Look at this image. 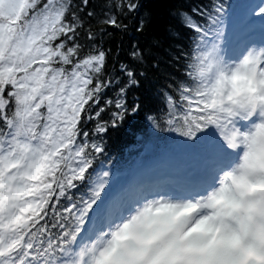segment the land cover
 Instances as JSON below:
<instances>
[{"label": "snow or ice", "instance_id": "snow-or-ice-1", "mask_svg": "<svg viewBox=\"0 0 264 264\" xmlns=\"http://www.w3.org/2000/svg\"><path fill=\"white\" fill-rule=\"evenodd\" d=\"M253 127L264 0H0V264H89L132 203L195 195Z\"/></svg>", "mask_w": 264, "mask_h": 264}, {"label": "clouds", "instance_id": "clouds-1", "mask_svg": "<svg viewBox=\"0 0 264 264\" xmlns=\"http://www.w3.org/2000/svg\"><path fill=\"white\" fill-rule=\"evenodd\" d=\"M246 135L195 195L132 203L95 239L89 264H264V128Z\"/></svg>", "mask_w": 264, "mask_h": 264}, {"label": "trees", "instance_id": "trees-1", "mask_svg": "<svg viewBox=\"0 0 264 264\" xmlns=\"http://www.w3.org/2000/svg\"><path fill=\"white\" fill-rule=\"evenodd\" d=\"M90 4L97 11L100 8L105 7L113 2V0H89ZM176 4H188L191 0H174ZM259 2V0H257ZM174 27L179 29V25L175 21H169ZM183 35V30H180ZM181 43V40L175 41ZM111 151L114 155H117L126 164H135L138 159L141 158L143 149L139 146H135V138L129 136L127 133H118L114 135L110 140ZM146 158V157H145Z\"/></svg>", "mask_w": 264, "mask_h": 264}, {"label": "rangeland", "instance_id": "rangeland-1", "mask_svg": "<svg viewBox=\"0 0 264 264\" xmlns=\"http://www.w3.org/2000/svg\"><path fill=\"white\" fill-rule=\"evenodd\" d=\"M258 49V48H257Z\"/></svg>", "mask_w": 264, "mask_h": 264}]
</instances>
